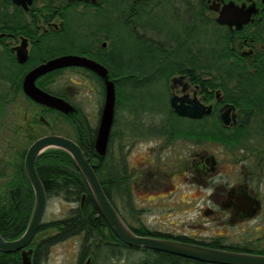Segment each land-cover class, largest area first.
I'll return each mask as SVG.
<instances>
[{
  "label": "flooded vegetation",
  "instance_id": "1",
  "mask_svg": "<svg viewBox=\"0 0 264 264\" xmlns=\"http://www.w3.org/2000/svg\"><path fill=\"white\" fill-rule=\"evenodd\" d=\"M63 56L104 66L115 85L104 157L95 148L106 102L105 80L97 73L73 66L36 79L40 90L74 108L68 115L25 93L29 73ZM216 63L248 71H219ZM259 64H264V0H0V206L28 201L22 198L33 190L25 171L28 150L43 137L62 136L90 161L97 156L103 166L114 160L112 168H100L98 178L135 235L264 252L259 243L264 240L255 236L264 235V70L249 69ZM173 100L201 116L179 115ZM23 103L34 113H25L20 124L14 111ZM62 126L69 132L59 131ZM147 143L149 152L142 149ZM142 151L140 165H131L129 156ZM156 159L162 167L155 166ZM154 174L168 177V183ZM176 175L187 193L180 202L194 210L183 226L173 227L159 210ZM46 195L40 229L25 249L32 251V264H46L55 248L67 244L74 249L70 264H199L123 243L100 211L75 214L83 211L85 196L76 202L55 192ZM53 199L69 208L46 220Z\"/></svg>",
  "mask_w": 264,
  "mask_h": 264
},
{
  "label": "water",
  "instance_id": "2",
  "mask_svg": "<svg viewBox=\"0 0 264 264\" xmlns=\"http://www.w3.org/2000/svg\"><path fill=\"white\" fill-rule=\"evenodd\" d=\"M222 23L225 22L222 21ZM73 66L89 68L105 80L106 102L95 142L98 155L104 157L108 150L116 102L115 85L109 79L108 71L104 66L80 56H63L54 59L29 73L24 82L25 93L35 102L68 115L74 108L63 99L53 97L40 90L36 86L35 81L48 72ZM173 106L179 115L193 118L201 116L202 111L193 110L190 112L189 110L181 109V107L176 105V100H173ZM52 149L64 151L72 157L89 188L100 214L110 229L123 243L132 247L152 249L208 264H264V255L235 253L177 241L143 238L135 235L124 223L107 198L95 172L96 163H92L86 158L77 143L62 136L43 137L37 140L28 150L25 158V171L33 187L34 205L27 229L21 237L12 241H7L0 234V251L8 254L21 252L22 264H32V251H25V249L37 235L47 208V195L37 173L36 162L41 155Z\"/></svg>",
  "mask_w": 264,
  "mask_h": 264
},
{
  "label": "trees",
  "instance_id": "3",
  "mask_svg": "<svg viewBox=\"0 0 264 264\" xmlns=\"http://www.w3.org/2000/svg\"><path fill=\"white\" fill-rule=\"evenodd\" d=\"M216 70L219 71H248V68L237 66L236 64L230 63H216L214 64ZM251 70H264V64H259L257 67L249 68ZM237 80H251L250 78H235ZM250 85V84H249ZM89 138L87 145L90 147ZM92 146V145H91ZM89 152L92 153L93 147L88 148ZM92 163H96L95 172L99 178L100 168L104 166L113 167L114 160L111 158L107 159L102 166L101 159L97 156H93ZM23 161L21 166L23 167ZM36 167L42 180L43 184L46 186V191L53 194H62L66 199L73 200L76 202H81L85 196V203L82 212H76L75 214H85V215H96L99 214V210L95 204V201L89 191L87 184L85 183L81 173L79 172L72 157L61 150L52 149L44 153L39 157L36 162ZM55 187H50L53 185ZM30 194V195H29ZM20 196L16 195L14 199L18 200ZM22 198H27L28 201L25 203H15L10 207L0 206V234L7 240L12 241L21 237L28 225L33 205H34V192L30 188ZM14 222H13V221ZM13 222L14 227L8 228L7 222ZM258 255H264V252L256 253ZM186 262H193L191 259L183 258ZM199 264H208L199 261H195ZM0 264H22L21 256L18 253H3L0 251Z\"/></svg>",
  "mask_w": 264,
  "mask_h": 264
},
{
  "label": "rangeland",
  "instance_id": "4",
  "mask_svg": "<svg viewBox=\"0 0 264 264\" xmlns=\"http://www.w3.org/2000/svg\"><path fill=\"white\" fill-rule=\"evenodd\" d=\"M77 82H79V81H77ZM91 87H93V86L91 85ZM75 88H79V87L77 86ZM79 89L84 93L83 88H79ZM90 94H92V93L90 92ZM17 105L18 106H16V109L14 111L15 112L14 118L18 123L22 124L23 121L25 120L24 114L28 113L29 115H31L34 112L29 109L30 107L26 103L17 104ZM121 110H122L121 111V117L124 120H126V118H128V120H129V117L124 112V110L123 109H121ZM92 114H93V112L90 115H92ZM25 123H26V121L24 122V124ZM62 127L63 128H59V131H61L63 133L69 132V130L67 129V126H62ZM41 129H43V127ZM57 133H59V132H57ZM149 146H151V145L149 143H147V144L143 145L142 149L143 150L146 149V151L149 152ZM136 153H134L133 155H130L128 161H129V163H131V165H132V161L133 162L138 161L136 163H138L137 166H139L140 163L143 161L142 159L145 158L146 155H145V151L139 152L137 154ZM137 156L141 157L140 161H139V157H137ZM162 163L163 162L160 160H157V159L155 160V166H157V168L162 167L163 166ZM145 175L146 174L143 175L144 178H145ZM154 176L158 177V179L164 178L163 180L162 179L158 180L159 182L168 183V180H167L168 177H165L162 174H160V175L158 174V176L156 174H154ZM165 179H166V181H165ZM181 183L182 182L180 180H178V175H176L174 180L169 181V184L171 187L169 193H171L170 194L171 196H169L168 193L161 195L162 197H165V198L167 197L169 200H167L165 203H163V207L159 211H161V210L164 211V218H168L169 223H174L175 225L173 227H175L176 225L177 226H183L184 221L188 220L189 218H191L193 216L192 211L194 210V207L192 205L182 204L180 202V200L185 199L186 198L185 196L187 195L186 192H183V193L181 192V190L185 189V187L183 185H181ZM68 208L69 207L66 204H62L59 201V199H53L52 201L49 202L46 220L57 218V217H60L62 215H65L67 213ZM255 236H257V238H259V241L264 240L263 232L258 233ZM263 242L264 241H260L259 243H263ZM73 251H74V249L68 244L58 246L57 248H55L53 250V252L51 253L46 264H70L74 261ZM134 260L136 261V258ZM124 264H134V261H132V260L126 261Z\"/></svg>",
  "mask_w": 264,
  "mask_h": 264
}]
</instances>
